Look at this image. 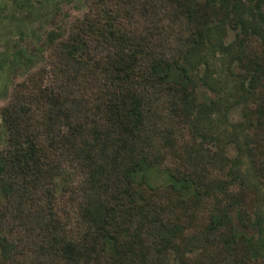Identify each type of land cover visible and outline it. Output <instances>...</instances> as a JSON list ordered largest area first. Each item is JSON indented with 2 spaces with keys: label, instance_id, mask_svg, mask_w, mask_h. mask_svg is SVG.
Returning <instances> with one entry per match:
<instances>
[{
  "label": "trees",
  "instance_id": "obj_1",
  "mask_svg": "<svg viewBox=\"0 0 264 264\" xmlns=\"http://www.w3.org/2000/svg\"><path fill=\"white\" fill-rule=\"evenodd\" d=\"M55 14L42 62L0 104V264H264L248 186L197 140L216 99H198L190 71L210 48L240 69L242 145L264 184V0H83L64 26ZM152 166L165 186L148 183ZM236 206L255 234L236 232Z\"/></svg>",
  "mask_w": 264,
  "mask_h": 264
},
{
  "label": "rangeland",
  "instance_id": "obj_2",
  "mask_svg": "<svg viewBox=\"0 0 264 264\" xmlns=\"http://www.w3.org/2000/svg\"><path fill=\"white\" fill-rule=\"evenodd\" d=\"M82 10L83 0H0V104L6 100L12 84L42 62L43 33L49 27L45 21L47 13L56 12V23L64 26L67 20L79 15ZM220 36L224 42H228L233 38V31L228 29ZM215 37L219 38L216 32ZM214 51L211 52L210 48L199 58L196 54L190 58V71L195 76L198 99L214 97L217 109L211 117L206 116L199 124L197 140L211 148H214L215 142L218 143L226 160L234 162V169L240 172L238 178L248 186L244 202L248 209L251 205L257 206L256 210L263 216L264 223V184L253 172L242 145L249 123L245 105L251 103L240 88V69L230 54ZM3 144L4 128L0 121V148ZM145 175L150 184L165 186L169 181L167 174L154 166L149 167ZM237 210L239 212L236 206L229 211L236 232L244 236L255 234L257 227L254 224L242 225L238 222ZM193 243L191 246L194 250L199 249V240Z\"/></svg>",
  "mask_w": 264,
  "mask_h": 264
}]
</instances>
